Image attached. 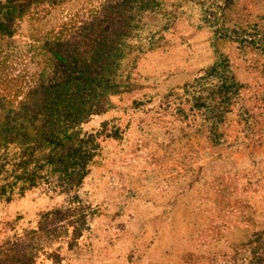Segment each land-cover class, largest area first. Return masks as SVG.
Listing matches in <instances>:
<instances>
[{"label": "rangeland", "instance_id": "rangeland-1", "mask_svg": "<svg viewBox=\"0 0 264 264\" xmlns=\"http://www.w3.org/2000/svg\"><path fill=\"white\" fill-rule=\"evenodd\" d=\"M164 1L146 15L144 34L156 42L127 59L131 88L85 125L104 130L81 187H36L0 202V242L72 197L73 218L87 217L83 234L71 240L69 225L41 254L46 264L248 263L245 243L264 229V0ZM86 2L65 0L41 24L50 28ZM30 24L26 16L21 27ZM221 61L244 88L227 141L215 146L185 90Z\"/></svg>", "mask_w": 264, "mask_h": 264}, {"label": "trees", "instance_id": "trees-1", "mask_svg": "<svg viewBox=\"0 0 264 264\" xmlns=\"http://www.w3.org/2000/svg\"><path fill=\"white\" fill-rule=\"evenodd\" d=\"M64 1L0 0V42L17 41L0 47V202L36 187L52 193L81 187L102 150L104 130L85 125L113 106L112 96L131 88L127 59L156 42L144 34L146 15L165 4L87 0L82 9L45 28L46 15ZM26 16L31 21L27 31L21 27ZM243 88L228 61L186 86L189 110L202 116L211 144L227 141L226 125ZM180 109L188 111L184 105ZM70 199L44 213L37 227L2 240L0 264H46L41 254L74 223L70 239H79L87 217L73 218L76 198ZM245 245L247 264H264V229Z\"/></svg>", "mask_w": 264, "mask_h": 264}]
</instances>
